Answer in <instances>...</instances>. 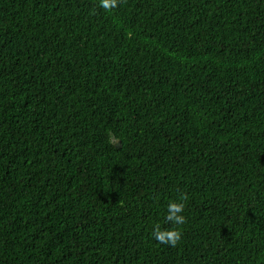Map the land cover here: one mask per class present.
Segmentation results:
<instances>
[{
  "label": "trees",
  "instance_id": "trees-1",
  "mask_svg": "<svg viewBox=\"0 0 264 264\" xmlns=\"http://www.w3.org/2000/svg\"><path fill=\"white\" fill-rule=\"evenodd\" d=\"M0 264H264V0H0Z\"/></svg>",
  "mask_w": 264,
  "mask_h": 264
},
{
  "label": "clouds",
  "instance_id": "clouds-1",
  "mask_svg": "<svg viewBox=\"0 0 264 264\" xmlns=\"http://www.w3.org/2000/svg\"><path fill=\"white\" fill-rule=\"evenodd\" d=\"M120 0H100V7L106 11L119 6ZM188 199L187 194L180 195L177 199L171 200L167 206V214L165 217L166 223L172 225H183L186 222V217L183 215L185 203ZM153 237L161 244H168L175 247L182 238V233L179 227L161 229L159 223L154 225L152 232Z\"/></svg>",
  "mask_w": 264,
  "mask_h": 264
}]
</instances>
